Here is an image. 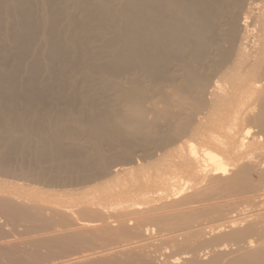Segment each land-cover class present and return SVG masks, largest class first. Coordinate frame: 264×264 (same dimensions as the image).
I'll list each match as a JSON object with an SVG mask.
<instances>
[{
  "label": "bare ground",
  "instance_id": "1",
  "mask_svg": "<svg viewBox=\"0 0 264 264\" xmlns=\"http://www.w3.org/2000/svg\"><path fill=\"white\" fill-rule=\"evenodd\" d=\"M24 257L264 264V0H0V264Z\"/></svg>",
  "mask_w": 264,
  "mask_h": 264
},
{
  "label": "rangeland",
  "instance_id": "2",
  "mask_svg": "<svg viewBox=\"0 0 264 264\" xmlns=\"http://www.w3.org/2000/svg\"><path fill=\"white\" fill-rule=\"evenodd\" d=\"M161 247H162V248H161ZM164 248H165V249H163V246H160V248H158V251H159L160 253H161V251H162L163 253H165L164 251L167 250L168 248L166 249L165 246H164ZM161 249H163L164 251L161 250ZM55 250H56L55 248L50 249V250H48V251H47V250L44 251V249H43V252H39V254H37V256H34V257H36V258H41V257L45 256V258H47V256H51L52 252H54ZM160 250H161V251H160ZM170 250H171V251H170ZM41 251H42V250H41ZM167 251H168V252L170 251L171 253L173 252V250L170 249V248H169ZM159 252H158V253H159ZM168 252H166V254H168ZM171 253H169V255H170ZM173 253H174V252H173ZM48 254H50V255H48ZM38 255H40V256L38 257ZM34 257L32 256L31 258H34ZM31 258H29V257H28V258H27V257L25 258V257H24L25 260L23 259V261L21 260L22 258H21V259L18 258V259H20V260L22 261V263H23L24 261H26V259H27V263L24 262V264H29L30 261H31L30 264H32L33 261L38 260V259H36V258H35L36 260H35V259H31ZM18 259L16 260L17 263H16V261H15L14 263H15V264H19V262H20V264H22L21 261L18 260ZM30 259H31V260H30ZM6 264H7V263H6Z\"/></svg>",
  "mask_w": 264,
  "mask_h": 264
}]
</instances>
